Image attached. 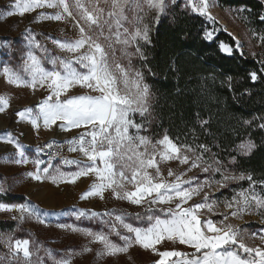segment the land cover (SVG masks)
<instances>
[{
	"label": "snow or ice",
	"instance_id": "6c2138e0",
	"mask_svg": "<svg viewBox=\"0 0 264 264\" xmlns=\"http://www.w3.org/2000/svg\"><path fill=\"white\" fill-rule=\"evenodd\" d=\"M216 3L217 0H183V14L191 11L215 24L209 9ZM180 7L181 0H15L4 13L7 17L14 14L23 17L37 9H53L54 12L40 11L37 21H68L78 30L75 39L51 40L67 55H54L32 30H26L22 34L21 63L15 67L8 63L2 66L0 75L8 85L47 91L36 110L25 107L16 113L19 120L27 121L37 131L41 123L46 130H54L53 126L63 132L80 130L66 143L68 151L80 153L83 159L62 157L64 165L75 166L74 171L53 167L51 160L42 166L44 161L36 158L31 160L35 167L27 176L38 182L48 179L55 185H75L87 177L90 186L80 195L81 200L111 197L142 207L144 211L129 213L113 209L101 213L73 209L65 212L76 220L98 218L107 231L58 224L59 228L88 238L89 244L79 252L69 249L57 254L31 234L27 238L16 236V230L27 220L34 218L46 224L52 213H42L31 202L0 201V212L15 213L12 220L17 222L14 230L0 232V264H73L74 258L83 253L112 257L128 254L134 246L154 253L158 259L153 264H264V247L247 243L250 239L264 243V228L259 233L250 232L232 222L243 220L245 215H256L264 224V176L254 178L253 173L239 169L236 155L228 152L225 159L220 151H212L213 146L198 142L196 126L205 135L215 136L210 129L211 116L204 119L197 113L196 125L183 140L167 132L157 138L150 132L153 123L159 120L157 97L145 74L155 76L148 66L147 52L153 43L152 21L158 23L161 16L171 14L178 23ZM245 11L236 10L241 15ZM259 20L264 21V15ZM179 31L182 29H178V39ZM215 32L216 29H205L203 39L212 42L216 39ZM249 32L264 47V32L253 28ZM233 40L234 44L220 41V52L226 55L239 52L243 56L244 44L235 37ZM13 43L0 38V51L7 50L11 55ZM251 55L256 58L258 54ZM45 62L51 67L46 68ZM259 62L260 72L248 74L254 83H264V59ZM172 70L180 72L178 63L174 62ZM227 79L231 87L232 77ZM76 87L84 91L72 94ZM8 104L9 99L0 96V112ZM240 123L247 127L256 123L264 130V114ZM2 139L16 149L6 159L17 165L29 163L17 137L6 132ZM53 144L59 147L57 141H52L37 145L36 152L51 150ZM214 146L220 149L219 143ZM256 147L249 137L232 151L248 156ZM52 154L60 155L59 151ZM169 162H176L179 170L174 171ZM241 181H247L248 187L234 190L230 199L221 201L215 195ZM7 191L10 187L6 189L0 183V193ZM220 207L226 211H218ZM129 217L139 223L128 222ZM113 236L122 243L114 241ZM167 242L187 246L192 251L158 247ZM91 244L99 247L94 250Z\"/></svg>",
	"mask_w": 264,
	"mask_h": 264
},
{
	"label": "rangeland",
	"instance_id": "374dc122",
	"mask_svg": "<svg viewBox=\"0 0 264 264\" xmlns=\"http://www.w3.org/2000/svg\"><path fill=\"white\" fill-rule=\"evenodd\" d=\"M14 3L15 0H0V38L14 42L11 55L7 54V50L0 51V72H2L4 63H8L14 67L21 63L20 49L23 43L22 34L29 29L36 34L37 39L42 44H45L54 55H67L53 45L51 40L57 38L61 40L77 38L78 30L74 28L72 23L68 21H37L36 17L40 11L54 12L55 10L53 9H37L36 12L26 13L23 17L18 14H14L11 17L5 16L4 13ZM209 10L215 17L216 23L214 24L208 20L211 25V29L208 31L216 29L214 33L216 35L220 29H226L225 32L229 35L241 40L244 44V51L249 49L252 53H257L260 50L258 41L245 27L241 21V15L236 12L235 8H222L216 3V6L211 7ZM222 19L227 23H221ZM216 24L220 25V28ZM139 66V63H137V67ZM45 67L50 68L51 65L45 62ZM82 91L84 90L76 87L72 90V94H78ZM46 95V89L39 87L32 90L30 88L8 85L4 77L0 75V96H5L9 99L8 107L3 112H0V183L6 189L10 187V191L0 193V201L13 204L31 202L37 205L42 213H52V215L47 217L49 222L46 224H40L34 218L27 220L20 226V230H16V236L18 238H27L28 234H31L33 239H38L45 247L53 249L57 254L67 252L69 249H75L79 252L83 246L89 244L88 238L78 233H73L70 230L59 228L57 226L58 224H75L80 227L91 228L94 231H107V228L98 218H81L80 220H76L71 214H64L65 212H70L73 209H85L102 213L106 210L116 209L135 213L143 212L144 209L130 205L126 201H117L111 197L105 200H101L99 197L81 200L80 195L90 186V179L87 177H82L75 185H55L48 179L38 182L27 176V172L33 171L35 167L31 163V160L36 158L44 161V165L42 166H47L48 161L51 160L53 167H60L63 171H74L75 166L64 165L62 157L68 159H83L80 153L68 151L69 145L66 143L67 140L75 136L80 130L74 129L71 132H63L56 126H53L54 130H46L41 123L40 129L37 131L27 121L19 120V117L16 115L17 112L22 111L25 107H31L36 110ZM6 132H10L20 140L24 146L25 154L29 158V163L17 165L11 163L10 159L5 158H11L16 151L14 145L7 144L2 139ZM156 137L160 138L159 136ZM52 141H57L59 147L57 144H53V149L51 150L45 148L42 152H36L37 145L42 146ZM56 151H59V156L52 154ZM169 163L174 171L179 170L176 167V162ZM240 187L247 188L248 182L241 181L238 184H233L226 189L220 190L215 195L219 196L221 201L226 198L230 199L234 190L238 191ZM218 211L223 212L226 210L220 207ZM14 214L0 212V232H8L16 228L17 222L12 220ZM128 222L133 224L139 223L131 217L128 218ZM232 222L245 226L250 232L259 233L264 228V224L261 223V218L256 215H245L243 220L234 219ZM112 239L117 243H122L118 237L113 236ZM247 243L250 246L264 247V243H261L259 239H250ZM89 246L94 250L99 247L96 244ZM158 247L161 250H172L176 248L177 250L189 253L192 251L187 246L173 245L171 242L159 245ZM156 259L158 257L151 251L134 246L129 250L128 254H118L112 257H97L94 252L83 253L74 258L73 264H153Z\"/></svg>",
	"mask_w": 264,
	"mask_h": 264
},
{
	"label": "trees",
	"instance_id": "16d2710c",
	"mask_svg": "<svg viewBox=\"0 0 264 264\" xmlns=\"http://www.w3.org/2000/svg\"><path fill=\"white\" fill-rule=\"evenodd\" d=\"M217 3L226 9H246L240 14L245 27L264 32V21L259 20V16L264 15L263 0H217ZM178 12L181 13L178 23L173 21L171 14L161 16L158 23L152 21L153 43L147 52L148 66L155 76L145 74L146 82L157 97L159 120L153 123L150 132L159 137L167 132L183 140L196 125L197 113L204 119L211 116L210 129L215 136L205 135L196 126L198 142L213 146L212 151H220L225 159L228 152L236 155L239 169L253 173L254 178L264 176V130L256 126L258 121L251 127L240 123L264 114V83H254L248 78L250 72H260L259 61L264 59V47L259 44L256 58L249 49L243 56L239 52L223 54L218 43L234 44L231 35L220 29L216 39L207 42L203 39V31L211 29L210 22L191 11L184 15L182 4ZM178 29H182L179 39ZM174 62L181 69L178 73L172 70ZM229 76L232 77L231 87ZM249 137L257 145L250 155L232 151ZM188 140L191 141L190 135ZM216 143L220 144V149L214 146Z\"/></svg>",
	"mask_w": 264,
	"mask_h": 264
},
{
	"label": "bare ground",
	"instance_id": "6f19581e",
	"mask_svg": "<svg viewBox=\"0 0 264 264\" xmlns=\"http://www.w3.org/2000/svg\"><path fill=\"white\" fill-rule=\"evenodd\" d=\"M220 19H221V18H220ZM220 19H219V20H220ZM221 23L226 24L227 22H226L225 20L222 19Z\"/></svg>",
	"mask_w": 264,
	"mask_h": 264
},
{
	"label": "built area",
	"instance_id": "2783aa9c",
	"mask_svg": "<svg viewBox=\"0 0 264 264\" xmlns=\"http://www.w3.org/2000/svg\"><path fill=\"white\" fill-rule=\"evenodd\" d=\"M181 4L183 5V0H181Z\"/></svg>",
	"mask_w": 264,
	"mask_h": 264
}]
</instances>
